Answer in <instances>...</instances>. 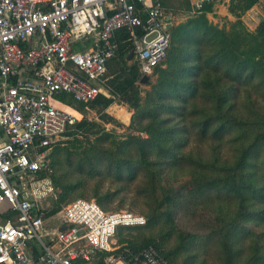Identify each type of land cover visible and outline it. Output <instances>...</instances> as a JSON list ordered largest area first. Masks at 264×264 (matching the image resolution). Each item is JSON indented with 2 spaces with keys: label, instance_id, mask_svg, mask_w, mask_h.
<instances>
[{
  "label": "trees",
  "instance_id": "obj_1",
  "mask_svg": "<svg viewBox=\"0 0 264 264\" xmlns=\"http://www.w3.org/2000/svg\"><path fill=\"white\" fill-rule=\"evenodd\" d=\"M237 1L230 7L237 17L230 30L209 22L212 4L173 28L168 57L144 97L137 87L140 68L130 65L132 42L124 32L104 79L110 97L101 95L89 105L67 94L59 97L80 113L108 108L116 100L134 113L123 138L82 116L70 146L52 151L50 178L61 193L48 215L83 188L82 177L118 185L113 191L92 190L103 208L138 182L147 225L129 230L150 235L139 236L128 248L138 252L153 246L170 264H196L201 251L218 264H264V20L255 32L248 31L242 16L261 0ZM165 4L162 0L164 9ZM174 168L190 169L191 179L166 187L164 175ZM212 205L215 223L208 232L189 233L178 226L177 210Z\"/></svg>",
  "mask_w": 264,
  "mask_h": 264
},
{
  "label": "built area",
  "instance_id": "obj_2",
  "mask_svg": "<svg viewBox=\"0 0 264 264\" xmlns=\"http://www.w3.org/2000/svg\"><path fill=\"white\" fill-rule=\"evenodd\" d=\"M219 1L190 0L192 13ZM170 21L162 0H0V264H170L153 246L112 247L145 216L82 199L48 215L35 180L51 175L53 149L82 118L59 97H110L104 79L122 32L150 77L168 57Z\"/></svg>",
  "mask_w": 264,
  "mask_h": 264
},
{
  "label": "rangeland",
  "instance_id": "obj_3",
  "mask_svg": "<svg viewBox=\"0 0 264 264\" xmlns=\"http://www.w3.org/2000/svg\"><path fill=\"white\" fill-rule=\"evenodd\" d=\"M163 1L166 3L165 7L167 10L165 9V11L167 15L171 16V24L169 26L171 31L173 30V28H176L180 24L186 23L190 18L199 15L196 13H192V9L188 12V0ZM237 3L238 1L236 0L234 5H237ZM232 4L233 0H221L217 3L210 5L211 9L208 10L206 14L209 22L219 27L220 29L230 30L232 25L237 22V17L230 11V7ZM263 20L264 0H261L257 5H255L251 10L244 13V15L242 16V21L244 22L247 30L250 32H255V30ZM130 65L139 66L136 57H134L133 60L130 61ZM142 79L143 77H141V80L137 83V87L141 97H144L146 91L150 90L151 85L156 82L157 76L154 74L150 75V77H148V80H146L145 83L142 82ZM241 99H244V97H242ZM254 99L255 97L252 98V100ZM81 113L82 116L90 122H95L106 131L111 132L119 138H123L130 132L131 118L133 116L134 111L130 105L121 102L120 100H116L115 103L109 106L108 108H105L104 106L89 107V109H85ZM74 127L69 131L67 138L60 142L55 148L70 146V142L74 140V136L71 135V133L75 131ZM79 138L83 139L82 136H79ZM204 148L207 147L204 146ZM223 155L228 156L227 149L223 150ZM52 173L53 171L49 174ZM81 179H83L84 183L83 188L74 191L69 197V199L60 205V210H62L69 203L78 199L97 202V200L92 197V190L96 186H101L104 191H113L118 188L117 184H114L108 180H99L95 178L85 177H82ZM190 179V169H168L166 171V174L164 175L162 184L166 187L176 188L180 185L188 183ZM27 180L31 181L32 178L29 177L27 178ZM35 180L37 182H40L36 185V188L39 189V191H37V197L41 201L43 208L49 212L57 204V200L59 194L61 193V190L55 187L50 176H47L46 178H41V175H36ZM138 185V182L131 184L129 189L125 191L119 199H117L114 203L110 204L107 208H102L107 212L129 211L141 214L147 218L148 207L146 205V200L143 198H139L136 193V187ZM214 209H216L215 205L210 206V208H207L206 210L195 207H184L183 209L181 208L176 212L177 224L182 230L186 232L204 234L208 232L215 223L214 218L216 216V212H214ZM141 235H145L146 237H148L150 233L146 230L137 231L119 228V233L114 238L112 247H126L131 241H134ZM202 253L203 251L199 252L200 256L196 264H218L217 260L213 257V255H203Z\"/></svg>",
  "mask_w": 264,
  "mask_h": 264
},
{
  "label": "crops",
  "instance_id": "obj_4",
  "mask_svg": "<svg viewBox=\"0 0 264 264\" xmlns=\"http://www.w3.org/2000/svg\"><path fill=\"white\" fill-rule=\"evenodd\" d=\"M63 102V101H62ZM64 105L65 104H63V105H61V107H63V108H66V107H64ZM3 209H4V207H3ZM6 217V216H5ZM30 254L31 255H33V256H37L38 254H40V248H39V246L37 245V244H33V245H31V248H30Z\"/></svg>",
  "mask_w": 264,
  "mask_h": 264
},
{
  "label": "water",
  "instance_id": "obj_5",
  "mask_svg": "<svg viewBox=\"0 0 264 264\" xmlns=\"http://www.w3.org/2000/svg\"><path fill=\"white\" fill-rule=\"evenodd\" d=\"M134 58V56L133 55H131V60ZM146 80H148V77L146 76V77H143V79H142V82L143 83H145L146 82Z\"/></svg>",
  "mask_w": 264,
  "mask_h": 264
}]
</instances>
